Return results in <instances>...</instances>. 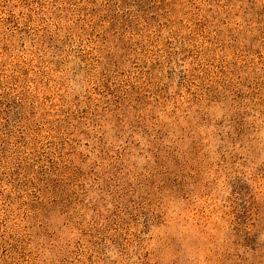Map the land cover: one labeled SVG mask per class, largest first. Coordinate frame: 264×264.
<instances>
[{"label":"rangeland","instance_id":"rangeland-1","mask_svg":"<svg viewBox=\"0 0 264 264\" xmlns=\"http://www.w3.org/2000/svg\"><path fill=\"white\" fill-rule=\"evenodd\" d=\"M262 102L264 0H0V264H256L232 202H264V129L218 162Z\"/></svg>","mask_w":264,"mask_h":264},{"label":"trees","instance_id":"trees-1","mask_svg":"<svg viewBox=\"0 0 264 264\" xmlns=\"http://www.w3.org/2000/svg\"><path fill=\"white\" fill-rule=\"evenodd\" d=\"M246 106L244 109H246ZM234 109L237 112V115L239 114V116L235 120L230 121L229 126H227L225 123V125L222 127V131L225 132V134H229V136L224 138V135L221 138V160H219L218 165L224 168L226 163L229 161L232 166H236V169H240V171L236 170V174L244 176L243 169L248 162V156L250 152L248 143L257 142L259 144L263 140L261 132L264 129V102L257 106H251L249 108L251 109L250 113L245 115L241 114V106L238 107V105H236ZM156 134L160 135L159 137L161 138L164 137V135L160 133ZM226 139L229 140L231 144L228 147L224 148L223 145ZM174 141L179 142V140ZM175 142L171 144L170 148L165 150L164 156H162L161 153L158 152L154 154L158 168L162 167L165 156L168 157L171 154L188 155L187 161L191 164V167L196 163L200 165L201 163L209 159L206 152H203L205 146L203 145L202 141H193L186 151H182L181 149L187 146L173 147ZM192 171L193 170H191V172L188 174L190 180H197L195 176L198 175V170L196 169L195 171H193V173ZM256 174H258L260 179L264 181V163L256 168L255 175ZM171 175L174 179L172 180L170 185L166 186V184H158L157 187L159 189H157L159 190V192H165L166 194L168 189H171V191L175 189L180 190L181 183L183 182L182 180L185 179L180 174L175 175L172 173ZM240 194L244 195L245 204L242 208L243 210L236 208L238 207V204H235L236 201L232 202L234 206V216H232V219L234 221L235 231L237 234H241L242 239L240 246H249L251 251H258L257 253L259 254V258L256 264H264V245L261 246L262 244H259L260 237L263 234L262 228L264 227V202L259 205L257 203L255 194L249 193L248 188L245 186L244 188H241ZM160 205L161 203H159V206ZM239 215L241 216L239 217ZM234 264L246 263L244 262L243 258H240Z\"/></svg>","mask_w":264,"mask_h":264}]
</instances>
